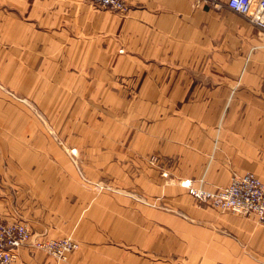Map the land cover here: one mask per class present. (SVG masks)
Here are the masks:
<instances>
[{
	"label": "crops",
	"instance_id": "obj_1",
	"mask_svg": "<svg viewBox=\"0 0 264 264\" xmlns=\"http://www.w3.org/2000/svg\"><path fill=\"white\" fill-rule=\"evenodd\" d=\"M125 1L0 0V87L35 110L0 99V219L76 243L11 264H264V221L182 184L264 185V34L201 0Z\"/></svg>",
	"mask_w": 264,
	"mask_h": 264
},
{
	"label": "built area",
	"instance_id": "obj_2",
	"mask_svg": "<svg viewBox=\"0 0 264 264\" xmlns=\"http://www.w3.org/2000/svg\"><path fill=\"white\" fill-rule=\"evenodd\" d=\"M92 6L124 14L128 8L125 0H86ZM213 8L225 7L243 17L248 23L264 34V0H201ZM182 184L198 204H207L221 211L253 217L264 221V185L252 173H233L228 184L214 191L190 187L188 181ZM30 245L44 251L58 261L65 260L67 253L76 248L70 238L41 239L33 236L24 223L0 219V264H11L16 249Z\"/></svg>",
	"mask_w": 264,
	"mask_h": 264
},
{
	"label": "rangeland",
	"instance_id": "obj_3",
	"mask_svg": "<svg viewBox=\"0 0 264 264\" xmlns=\"http://www.w3.org/2000/svg\"><path fill=\"white\" fill-rule=\"evenodd\" d=\"M4 87V86H3ZM3 87H0V90L2 91H4V96L3 95H1V93H0V99L1 100H3V102H5V103H7L8 104V106L9 107H12V108H14V109H12V110H17L18 109V107L23 111V109H25L26 111H30V112H34L35 113V110L33 109V108H31V107H29V105L26 103V102H24V101H21L20 100V102L19 101H17V100H14V97L15 98H18V99H20L17 95V97L11 92V91H9V90H7L5 87L3 88ZM7 90V91H6ZM18 105V106H17ZM21 105V106H20ZM23 109H22V108ZM17 108V109H16Z\"/></svg>",
	"mask_w": 264,
	"mask_h": 264
}]
</instances>
